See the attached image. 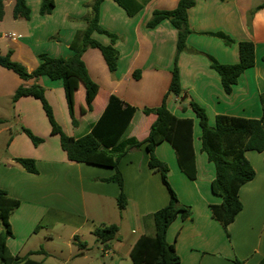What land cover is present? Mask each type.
<instances>
[{
    "label": "crops",
    "instance_id": "0c3cea01",
    "mask_svg": "<svg viewBox=\"0 0 264 264\" xmlns=\"http://www.w3.org/2000/svg\"><path fill=\"white\" fill-rule=\"evenodd\" d=\"M97 0H54L51 14L41 15L42 0H26L30 18H15V0L4 2L0 18V55L12 53L31 73L40 64L39 56L69 59L75 55L72 44L83 35L87 20L93 18ZM141 9L133 16L114 0H103L99 24L116 36L114 43L105 34L93 38L117 52V68L111 72L99 49L88 48L82 55L91 80L92 108H86L85 86L77 80L72 122L63 80L23 81L0 67V189L18 200L10 217L13 237L7 247L13 256L50 264H133L131 252L142 236H155L153 215L170 201L161 174L149 167L146 145L127 151L118 162L127 197L126 208H118L120 188L105 182L115 175L111 167L76 163L68 159L60 137L51 125L42 104L32 97L14 102L16 90L39 84L45 91L56 122L69 137L79 139L90 133L111 96L137 109L125 139L144 141L156 120L145 109H155L167 97V108L179 119L193 120V147L197 176L190 179L180 168L174 148L167 141L156 148L157 157L168 168L169 184L182 205L192 209L187 220L177 218L168 229L167 242L175 244L181 264H261L264 262V152L249 151L245 156L255 170V178L241 187L243 205L236 220L222 228L211 212L222 199L212 192L215 165L202 152L199 120L186 95L205 109L208 123L225 115L261 119L264 94V0H197L188 11L191 30L186 49L177 52L178 31L169 20L155 28L147 24L156 10H174L180 0H135ZM9 7L11 10H8ZM222 33L234 43H225L210 34ZM255 45V65L247 69L224 92L219 74L211 68L209 56L223 65L240 61L239 43ZM177 65L183 96L169 93L172 72ZM11 72V71H10ZM139 72V78L134 74ZM13 73V72H12ZM12 110V112H9ZM84 110H87L86 112ZM91 110V111H90ZM28 129L43 142L35 146L22 131ZM15 132V133H14ZM1 143V142H0ZM35 161L38 173L27 172L16 159ZM104 225L119 227L117 237L106 249L94 231ZM66 228L65 238L61 228ZM4 231L1 224L0 233ZM84 233V235H83ZM93 236L92 244L81 239ZM84 244V247H80ZM77 245V246H76ZM43 249L44 254H33ZM1 264V262H0Z\"/></svg>",
    "mask_w": 264,
    "mask_h": 264
},
{
    "label": "trees",
    "instance_id": "16d2710c",
    "mask_svg": "<svg viewBox=\"0 0 264 264\" xmlns=\"http://www.w3.org/2000/svg\"><path fill=\"white\" fill-rule=\"evenodd\" d=\"M0 0V18L4 15V2ZM103 0H97L94 4V16L87 20V28L83 35L77 37L72 44L75 55L69 59L52 58L47 54L39 56L41 64L31 73L20 62L12 59V53L0 55V67L15 73L23 81L40 80L48 77L51 80H63L65 94L69 106L73 124H78L74 112V90L77 82L82 83L86 90V108H92L91 95L96 90V85L91 80L87 68L82 60L83 53L88 48L99 49L111 72L117 68V52L112 45L104 46L93 38V34H105L114 43L116 36L104 30L99 24L100 5ZM128 15H135L141 5L135 0H114ZM197 0H180L174 10H156L147 24L148 28H155L163 20H169L178 31L177 52L186 49V42L191 33L188 23V11L195 6ZM55 7L54 0H42L40 13L49 15ZM264 7V5L262 6ZM15 18H30V9L26 0H15L13 11ZM211 37L221 39L225 45H231L234 41L222 33L210 34ZM240 61L233 65H223L209 56L211 68L221 78V83L226 94H231L233 86L247 69L255 65V45L244 41L239 43ZM139 78V72L134 74ZM75 78V79H74ZM77 82H74V80ZM169 93L181 98L180 74L177 65L172 72V80ZM23 97H32L41 102L43 110L51 125V133L60 137L61 147L67 153L68 159L76 163H91L100 166L111 167L115 175L105 182H115L120 188L117 198L118 208L123 211L127 205V197L124 192V180L118 170L119 159L129 150L138 149L146 145L149 153V167L161 174L163 184L167 187L170 195L169 204L157 211L154 215L155 236H142L132 249L131 259L133 264H181V258L176 251L175 244L167 242V232L171 224L177 219L183 220L191 217L190 208L182 205L176 192L168 180L169 168L156 155L158 145L167 141L174 148L181 170L190 178L196 179L197 169L195 152L193 147V120L179 119L167 108V97L162 105L155 109H145L146 115H155L156 120L150 128L148 137L140 142L135 138L125 139V134L137 109L124 104L120 99L111 96L108 104L97 123L90 133L75 139L66 135L55 120L53 110L45 97V91L39 84L20 86L13 97L16 102ZM184 103H188L190 109L196 115L201 127L202 152L208 157L209 162L216 168V177L212 182V192L222 199L221 204L212 205L213 218L227 230L243 209L239 198V191L248 182L255 178V170L246 158L249 151L264 152V94L261 95L263 115L261 119H245L218 115L215 126L208 123V116L204 108L187 96ZM87 110H84L85 112ZM91 111V110H90ZM35 146L43 142V139L32 134L28 129L22 130ZM27 172L38 173L35 161L31 159H16ZM18 200L8 197L7 193L0 189V222L4 231L0 233V262L1 264H46L37 262L29 257L21 258L13 256L7 247V240L13 237L10 217L19 207ZM119 227L116 225H104L94 231L97 241L106 249L116 239ZM80 247H84L81 244ZM43 249L32 252L44 254ZM261 264H264L262 262Z\"/></svg>",
    "mask_w": 264,
    "mask_h": 264
},
{
    "label": "rangeland",
    "instance_id": "374dc122",
    "mask_svg": "<svg viewBox=\"0 0 264 264\" xmlns=\"http://www.w3.org/2000/svg\"><path fill=\"white\" fill-rule=\"evenodd\" d=\"M8 10H11V8L9 7V9ZM7 73H9L10 75H12V76H15L14 75V73H12V72H7ZM9 112H12V110H9ZM15 133V132H14ZM2 139H3V137H0V145L2 144ZM186 207H188V208H190V210H191V213H193L192 212V209H191V207H189V206H186ZM191 216H192V214H191ZM180 218V217H179ZM190 218V217H189ZM177 220V219H176ZM187 220V219H186ZM0 226H1V222H0ZM61 228H65V227H61ZM223 228V227H222ZM61 233L63 234V236H64V238H65V233H66V228L65 229H62L61 230ZM83 235H84V233H83ZM83 235H81V239L83 240V241H87L89 244H92V242H93V240H94V237L93 236H90V237H88L87 235L86 236H83ZM77 246V245H76ZM48 264H50L51 263V260H47L46 261Z\"/></svg>",
    "mask_w": 264,
    "mask_h": 264
},
{
    "label": "water",
    "instance_id": "95a60500",
    "mask_svg": "<svg viewBox=\"0 0 264 264\" xmlns=\"http://www.w3.org/2000/svg\"><path fill=\"white\" fill-rule=\"evenodd\" d=\"M187 96L184 95L182 98H181V101L184 102L186 100Z\"/></svg>",
    "mask_w": 264,
    "mask_h": 264
}]
</instances>
